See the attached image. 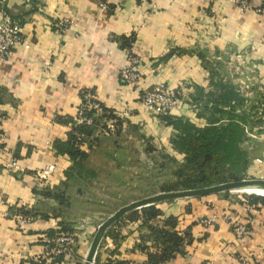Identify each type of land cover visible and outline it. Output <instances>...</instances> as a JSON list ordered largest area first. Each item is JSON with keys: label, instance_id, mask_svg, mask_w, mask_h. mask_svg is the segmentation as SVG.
Masks as SVG:
<instances>
[{"label": "crops", "instance_id": "obj_1", "mask_svg": "<svg viewBox=\"0 0 264 264\" xmlns=\"http://www.w3.org/2000/svg\"><path fill=\"white\" fill-rule=\"evenodd\" d=\"M106 4L0 0V21L3 13L21 20L24 37L0 65V264H84L97 227L110 216L100 221L99 211L113 213L177 181L188 153L174 145L177 130L142 105V89H179L171 115L198 129L208 125L194 104L199 95H216L220 85L241 95V80L258 84L248 92L253 99L264 93V18L253 11L225 0ZM63 19L70 26L61 31L55 24ZM128 53L142 59L137 86L118 79ZM83 91L101 105L104 128L72 158L55 144L68 141ZM125 109L130 114L119 118ZM262 116V123H248L241 144L248 159L242 175L249 178L264 179V110ZM11 159L17 170L6 165ZM127 188L131 195H120ZM112 194L119 200L113 207ZM150 206L154 216L144 210ZM26 212L30 223L12 217ZM224 215L247 225L246 234L237 237ZM155 229L184 239L157 264H264V197L230 191L125 214L106 230L92 264H151L169 245Z\"/></svg>", "mask_w": 264, "mask_h": 264}, {"label": "trees", "instance_id": "obj_2", "mask_svg": "<svg viewBox=\"0 0 264 264\" xmlns=\"http://www.w3.org/2000/svg\"><path fill=\"white\" fill-rule=\"evenodd\" d=\"M220 88L221 91L216 95L208 93L204 100L201 95L194 99V104L208 120V125L203 129L196 128L181 117L164 115L159 118L177 130L178 135L174 145L188 153L184 169L175 172L177 181L166 187L165 191L209 187L214 183L225 181L223 177L225 175H242L246 170L248 159L241 144L247 138L246 126L253 117L242 108L245 100L235 88L230 85H220ZM254 114L256 117L257 113ZM258 122L261 123V120ZM99 124H102L100 116L95 119V125H81L73 130L85 133V141H91V137H94L99 129ZM72 131L66 143L57 142L55 147L72 158H80L84 152L74 147ZM210 171L219 174V177H209L207 172ZM216 178L217 182H208ZM145 209L149 216L156 214V210L151 206ZM26 215L33 217L30 213ZM153 232L156 239H163L169 245L163 247L160 257L151 258V264H157L170 257L172 252L183 244L184 239L176 233L163 229H155Z\"/></svg>", "mask_w": 264, "mask_h": 264}, {"label": "built area", "instance_id": "obj_3", "mask_svg": "<svg viewBox=\"0 0 264 264\" xmlns=\"http://www.w3.org/2000/svg\"><path fill=\"white\" fill-rule=\"evenodd\" d=\"M100 8L107 7L108 0H97ZM140 2H148L150 0H137ZM218 0H206L207 3H215ZM231 5L235 6L240 12L245 13L253 11L260 17L264 18V0H225ZM257 1V4L254 3ZM61 31L69 28L70 22L66 19L60 20L55 24ZM24 44V37L22 34V23L19 19H12L3 13L2 20L0 21V65L6 64L12 58L14 49L17 46ZM142 63V59L135 54L128 53L126 57V64L119 70L118 79L125 85L137 86L141 80V73L139 66ZM181 91L179 89H170L164 84H158L151 88L142 89L140 92V98L142 105L145 109L158 118L164 115H171L175 112L181 103L180 99ZM102 108L95 96L91 91H83L81 97V104L78 107L77 114L73 118L74 127L81 125L91 126L95 125V119L100 115ZM130 114L129 109L122 111L121 117H127ZM115 122V121H114ZM98 131H103V125H98ZM106 128L111 129L112 125L107 123ZM72 129V130H73ZM73 145L79 150L83 151L86 148L85 133L73 130ZM106 134V131H104ZM3 133L1 130V118H0V152L3 143ZM11 169H18V165L14 159H11L7 164ZM14 219H17L20 224L30 223L33 218L29 215H12ZM223 218L233 225L236 229L237 237H241L247 232V225H240L230 216L224 215ZM213 221V219L211 220Z\"/></svg>", "mask_w": 264, "mask_h": 264}, {"label": "water", "instance_id": "obj_4", "mask_svg": "<svg viewBox=\"0 0 264 264\" xmlns=\"http://www.w3.org/2000/svg\"><path fill=\"white\" fill-rule=\"evenodd\" d=\"M253 186L264 187V179H240L231 182H225L217 185H212L209 187L197 188V189H186L178 191L160 192L152 196L141 198L139 200L131 201L130 203L123 205L118 210L113 212L109 217H107L96 229L90 247L85 259L84 264H92L96 250L105 235L106 230L118 219L123 217L125 214L134 211L136 209L149 206L152 204L170 201L175 199H186L193 197H202L210 194L227 192L235 189H245Z\"/></svg>", "mask_w": 264, "mask_h": 264}, {"label": "rangeland", "instance_id": "obj_5", "mask_svg": "<svg viewBox=\"0 0 264 264\" xmlns=\"http://www.w3.org/2000/svg\"><path fill=\"white\" fill-rule=\"evenodd\" d=\"M237 86L239 87L241 96L245 100L244 101V104L242 105V108L245 109L246 111H248V113L251 115V117H253V118H250V123L254 121V123L257 124L258 121H260V120H261V123H262L263 122V120H262V118H263L262 113H263V110H264V93L263 94L261 93L259 95V97H256L254 99L249 94L251 92L250 90L252 89L253 86L254 87H257V90H258V87H259L258 84L252 83V85H251L249 83V81L247 82L246 80H241L240 82H238V85ZM256 109H258V111ZM255 112L257 113V116L256 117H255V114H254ZM248 132H247V134H248ZM243 161L245 163V161H246L245 158H244ZM207 173H209V174H207L209 177H213V176H215V177L217 176V178L219 177L218 176L219 174H216L214 171L213 172L210 171V172H207ZM223 177H224V180L225 181L220 182V183H214L212 185H217V184H221V183H225V182L236 181V180H240V179H251L249 177H245L243 175H236V174L235 175L228 174L227 176L225 175ZM217 178L214 179V180H212V181L208 180V182H217V180H218ZM119 190H121V189H119ZM122 191H124L125 193L123 194L121 192L120 195H128V196L131 195V194H129L131 192V189H128V188L127 189H122ZM145 191H147L146 188H145ZM113 192H116V189H113ZM227 192H229V191H227ZM230 193H232V194L233 193H239V194L241 193L242 195H245V196H263L264 197V195H262V194L260 195V194H257V193L247 192L244 189L231 190ZM136 197L137 198H140V197H142V195H138L137 194L135 196V198ZM143 197L145 198L147 196L146 195H143ZM117 199L118 198L112 194V195H110V197L107 200H109V203H111L112 204V207H113V206H116L118 204V201L119 200L117 201ZM111 214H113V213L112 212H109V211H106V210L99 211L97 213V218H98V220L101 221V220H104L107 216H109Z\"/></svg>", "mask_w": 264, "mask_h": 264}, {"label": "bare ground", "instance_id": "obj_6", "mask_svg": "<svg viewBox=\"0 0 264 264\" xmlns=\"http://www.w3.org/2000/svg\"><path fill=\"white\" fill-rule=\"evenodd\" d=\"M244 190L247 192L264 195V187H261V186H253V187L245 188Z\"/></svg>", "mask_w": 264, "mask_h": 264}]
</instances>
